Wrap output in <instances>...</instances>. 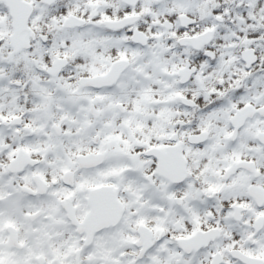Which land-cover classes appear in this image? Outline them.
<instances>
[{"label":"snow or ice","instance_id":"6c2138e0","mask_svg":"<svg viewBox=\"0 0 264 264\" xmlns=\"http://www.w3.org/2000/svg\"><path fill=\"white\" fill-rule=\"evenodd\" d=\"M0 264H264V0H0Z\"/></svg>","mask_w":264,"mask_h":264}]
</instances>
